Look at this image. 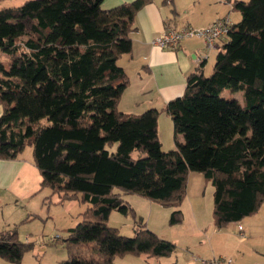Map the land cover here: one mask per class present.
Masks as SVG:
<instances>
[{"label":"trees","instance_id":"1","mask_svg":"<svg viewBox=\"0 0 264 264\" xmlns=\"http://www.w3.org/2000/svg\"><path fill=\"white\" fill-rule=\"evenodd\" d=\"M150 1L103 9L102 0H25L0 8V51L9 56L7 68L0 63V159L31 147L38 190L49 187L59 202L79 197L87 205L68 230V257L59 264L170 255L175 245L144 222L125 236L108 218L126 214L123 195L135 193L175 208L170 223L180 222L193 172L213 187L216 228L264 203V0H234L240 19L230 20L211 71L201 59L183 94L166 104L175 135H183L166 152L158 109L126 114L118 107L130 83L118 61L131 53L135 16ZM135 151L146 156L134 158ZM30 248L16 227L0 231L1 259L19 262Z\"/></svg>","mask_w":264,"mask_h":264},{"label":"crops","instance_id":"2","mask_svg":"<svg viewBox=\"0 0 264 264\" xmlns=\"http://www.w3.org/2000/svg\"><path fill=\"white\" fill-rule=\"evenodd\" d=\"M131 1L133 0H102V8L110 9ZM233 2L234 0H151L135 16L134 29L130 33L131 53L118 61L119 66L123 68L130 80L129 85L121 94L118 107L126 114H139L148 109H158V132L161 131L160 120H163L166 127V131H161L159 141L163 143L161 144L163 147L169 148V151L174 149L177 138L173 124H171L172 120L170 121L171 117L164 111V108L170 100L183 94L187 76L196 68L201 59L206 60V66L212 53H217L225 39L222 40L223 36L220 37L212 50L208 49L203 40L198 37L182 39L175 48H159L154 46L152 41L169 27L200 29L207 27L220 17H228L232 23L237 22L239 21L237 16L236 20L232 19ZM210 5L214 6L213 11ZM180 135L179 139H182L183 135ZM20 156L11 160L0 159V231L16 226L17 219L29 221L33 215H31L30 208L31 199L32 196L38 195L37 187L40 176L33 160L30 161ZM187 185V192L192 186L198 187L200 191L203 180L191 173L188 176ZM210 194L213 195V187ZM126 198L134 199L131 204L147 202L145 199L141 201L139 197L132 195ZM15 202L24 203L26 209L15 206ZM195 202L196 199L190 206V210L194 212V208L197 209V214L199 208L194 207ZM261 208L239 222H231L237 225L236 236L239 239H236L235 248L237 250L231 255L232 264H264V210ZM113 212L109 215L110 218L114 216ZM7 214L13 217L12 222L5 217ZM1 225H6L7 228H1ZM147 226L148 229H153L150 225V218ZM239 226L242 227L243 237L239 234ZM224 229L215 228L213 234H218ZM154 230L153 232L156 233ZM220 246L225 247L222 244ZM212 257L216 256L210 258ZM201 259L208 258H197L199 264H203Z\"/></svg>","mask_w":264,"mask_h":264},{"label":"rangeland","instance_id":"3","mask_svg":"<svg viewBox=\"0 0 264 264\" xmlns=\"http://www.w3.org/2000/svg\"><path fill=\"white\" fill-rule=\"evenodd\" d=\"M24 1L25 0H0V8L6 5L19 6ZM210 7L211 11H213L214 6L210 5ZM236 16L239 20V13L233 10V21L236 20ZM226 38V36H223L222 40ZM214 56L215 54L212 53L211 58L208 60V64L205 66L206 73L211 71L214 63ZM0 63L6 68L9 63V56L1 51ZM225 95L226 97H239L237 93L231 94L226 92ZM46 123L47 120L45 118L41 119L42 125ZM159 126L161 131H166L163 120H160ZM161 131L158 132L159 139L161 137ZM180 137V134L176 135L177 140L182 141L183 138L179 139ZM161 144L163 145V143H160L162 151H169V148H165ZM116 147L117 143H113L109 145L107 149L109 151H115ZM20 155V157H24L31 161V147L26 146ZM132 156L134 158H143L146 154L135 151ZM192 175L201 177L203 185L200 191L198 187L192 186L189 188V192H187L185 200H183L184 202L179 206V209L183 211L181 221L177 223H170L171 213L175 208L171 206H162L147 198L138 196L135 193H126L123 195L130 210L126 214L114 211L112 214L114 216H111V218L109 216L110 220L107 222L108 226L116 227L122 235L132 236L136 228L135 226L138 224L136 222L140 220L142 224L145 223L148 229L147 223L150 218V225L153 229L149 228L148 230L153 232L155 228L154 231L160 238L163 237L175 245V250L165 257L149 256L145 253L116 255L113 260L115 264H199L197 258H210L211 256H218L219 254L231 259L233 258L231 255L237 250L235 248V245H237L236 239H238L236 236L237 225L236 223L232 224L233 222H230L225 229V226L223 227V231H220L218 234H213V229L216 227L214 226L212 212L213 195L211 196L210 194L212 186L209 181H207L206 184V180L201 174L193 172ZM37 188H39V186ZM193 191L195 193H192ZM37 194L38 195L32 196L31 199L32 206L30 208L31 215H33L30 218L32 219L29 221L17 219L16 226H14L17 229L20 242L32 243V248L24 252L19 262H10L0 258V264H59L62 260L67 259L68 249L65 240L68 236V230L73 228L80 221V215L87 205L81 202L79 197L67 198L59 202V195L57 193H52L49 187L37 191ZM128 195L139 197L141 201L145 199L147 202H142V204L134 202L131 204L134 199H127L126 197ZM194 199H196L194 207L197 206L199 208L197 214V209L194 208V212L190 210V206L193 204ZM151 204L152 206H150ZM14 205L21 207V209H26L24 203L15 202ZM261 207V209L264 210V203ZM5 217L9 218L10 222L13 221V217L10 214L5 215ZM133 225L134 227H132ZM1 228H7V226L1 225ZM221 244L225 247L222 248L220 246Z\"/></svg>","mask_w":264,"mask_h":264},{"label":"built area","instance_id":"4","mask_svg":"<svg viewBox=\"0 0 264 264\" xmlns=\"http://www.w3.org/2000/svg\"><path fill=\"white\" fill-rule=\"evenodd\" d=\"M231 25L228 17L215 19L213 23L205 28L191 29L183 28L177 29L169 27L160 35L156 36L152 44L159 48H175L182 39L190 37L201 38L205 46L212 50L216 46V41L227 34ZM240 236L243 237L242 227H238ZM203 264H232V259L224 256H216L208 259H201Z\"/></svg>","mask_w":264,"mask_h":264}]
</instances>
